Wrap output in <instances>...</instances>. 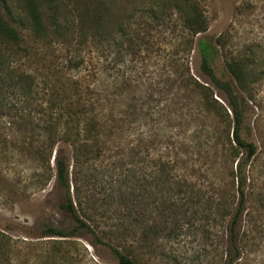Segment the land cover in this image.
<instances>
[{"label": "rangeland", "instance_id": "rangeland-1", "mask_svg": "<svg viewBox=\"0 0 264 264\" xmlns=\"http://www.w3.org/2000/svg\"><path fill=\"white\" fill-rule=\"evenodd\" d=\"M9 1L21 41L0 40V264H120L113 248L138 264H224L238 161L229 118L198 85L228 111L201 69V39H221L210 69L223 83L234 57L256 56L245 128L259 150L235 264H264V0H107L111 41L78 27L99 0H40L45 38L23 0ZM191 4L204 34L187 28ZM66 137L74 208L92 232L62 208L55 159ZM51 228L67 237H46Z\"/></svg>", "mask_w": 264, "mask_h": 264}, {"label": "trees", "instance_id": "trees-1", "mask_svg": "<svg viewBox=\"0 0 264 264\" xmlns=\"http://www.w3.org/2000/svg\"><path fill=\"white\" fill-rule=\"evenodd\" d=\"M2 1L4 2L2 9L6 11L8 15L6 13L4 14L0 8V40L15 44L19 43L21 41L20 33L12 26V24L16 22L11 20V15L15 16L11 8L12 4L9 0ZM22 3L24 4V9L22 10L28 15L29 22L36 37L45 38L46 35L49 36L51 33L50 28L44 24L40 0H23ZM108 4L107 0H99L92 6L86 5L85 11L81 14V18L79 17L78 26L83 34H87L88 31L92 29L95 31L94 33L96 37L104 41H111L110 37L113 33L110 25L113 19H108V17L110 18V16H112L115 18L116 16L115 12H113L112 8L108 6ZM178 7L180 8L181 6ZM184 12L187 15L185 19L187 28L194 36L204 34L208 31V22L200 13L196 4H191L190 6L187 5ZM54 19L55 17L53 16L52 22H54ZM55 26L56 25H54V27ZM198 46L202 55L201 69L206 75L213 79L215 87L222 91L225 95V97L221 95L220 99L224 102L229 112L224 105L213 98V92L210 88L204 87L198 82L197 83L204 91L207 105L221 109L225 113L226 117L229 118L230 127L227 131H229L230 136L228 137V140L232 145L231 153L235 160L238 161L236 170L233 172L237 185L238 203L236 208L232 209L231 207L226 209L227 211H224V217L226 219L230 218L227 223L226 236L228 245L226 246V258L224 260V264H235L241 259L244 251L242 238L245 233H243L244 226L242 216L244 214L246 204L245 189L248 183L247 168L259 150V144L255 142L257 139L255 138L251 127L245 128L246 113L250 109L254 98L252 95V87L259 79L254 72L256 70V56H254L253 52H251L246 56L234 57L233 60L226 66L231 82L223 83L214 78L213 71L210 69V65L214 62L216 55L221 53V49L223 47L221 39L217 40L215 44L208 39H201ZM250 49H253V47H250ZM245 129L248 134L254 138V141L247 142L244 140L243 131ZM63 143L67 149L65 150L64 147H59L56 152L55 159L58 185L66 192V205H62V208L72 216L79 229L92 232L90 226L81 219L74 208V201L71 192L72 182H74V179H71L70 166L68 165L69 160L67 161L68 157L65 155L66 151L68 152V148L73 145V140H69L66 137ZM75 143H77L76 140ZM81 150L82 149H80V147H77L76 157L78 160L81 159V157H78V152H81ZM49 171L51 172L50 169ZM199 203H201V200L191 202L194 207H196ZM45 235L46 237L51 238L67 237L61 232H58L56 228H51L45 233ZM113 251L120 264H138L137 261L131 257V255L125 254L119 249L113 248Z\"/></svg>", "mask_w": 264, "mask_h": 264}]
</instances>
